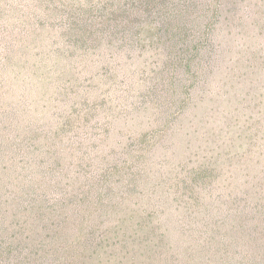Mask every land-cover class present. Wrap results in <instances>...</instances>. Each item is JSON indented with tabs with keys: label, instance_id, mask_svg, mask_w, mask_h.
<instances>
[{
	"label": "trees",
	"instance_id": "trees-1",
	"mask_svg": "<svg viewBox=\"0 0 264 264\" xmlns=\"http://www.w3.org/2000/svg\"><path fill=\"white\" fill-rule=\"evenodd\" d=\"M40 2L0 27V264H264V0Z\"/></svg>",
	"mask_w": 264,
	"mask_h": 264
},
{
	"label": "rangeland",
	"instance_id": "rangeland-1",
	"mask_svg": "<svg viewBox=\"0 0 264 264\" xmlns=\"http://www.w3.org/2000/svg\"><path fill=\"white\" fill-rule=\"evenodd\" d=\"M55 6L59 5H78L81 8H98V3H105L109 0H54ZM47 3L40 0H0V27L12 34L22 33L30 27L31 21L39 20L35 16H40L41 11ZM24 28V29H23ZM251 94L256 97L258 102L257 110L264 108V75H259V79L250 89Z\"/></svg>",
	"mask_w": 264,
	"mask_h": 264
}]
</instances>
